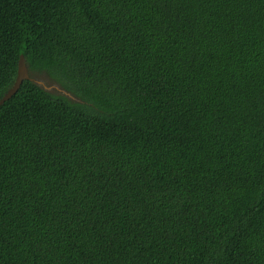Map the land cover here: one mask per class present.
<instances>
[{
  "label": "trees",
  "instance_id": "trees-1",
  "mask_svg": "<svg viewBox=\"0 0 264 264\" xmlns=\"http://www.w3.org/2000/svg\"><path fill=\"white\" fill-rule=\"evenodd\" d=\"M0 264H264V0H0Z\"/></svg>",
  "mask_w": 264,
  "mask_h": 264
},
{
  "label": "water",
  "instance_id": "water-1",
  "mask_svg": "<svg viewBox=\"0 0 264 264\" xmlns=\"http://www.w3.org/2000/svg\"><path fill=\"white\" fill-rule=\"evenodd\" d=\"M30 81L33 82L34 84L38 85L41 87L43 90L50 92L51 90H57L60 94L65 95L69 99L76 100L69 92L65 91L64 89L58 87L56 84L55 85H47L45 84L41 79H39V76H31L28 66L26 64V61L24 59L23 55H20L19 60H18V65H17V74L16 78L12 84V86L4 93V95L0 99V106L10 99L20 88L21 84L23 81Z\"/></svg>",
  "mask_w": 264,
  "mask_h": 264
},
{
  "label": "rangeland",
  "instance_id": "rangeland-1",
  "mask_svg": "<svg viewBox=\"0 0 264 264\" xmlns=\"http://www.w3.org/2000/svg\"><path fill=\"white\" fill-rule=\"evenodd\" d=\"M39 79H41L45 84L49 85H57L58 87H60L57 83H55L52 79L47 78L45 75H40ZM51 93H59L57 90H51Z\"/></svg>",
  "mask_w": 264,
  "mask_h": 264
}]
</instances>
